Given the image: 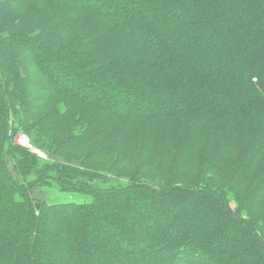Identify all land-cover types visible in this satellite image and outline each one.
Returning <instances> with one entry per match:
<instances>
[{
    "label": "trees",
    "instance_id": "trees-1",
    "mask_svg": "<svg viewBox=\"0 0 264 264\" xmlns=\"http://www.w3.org/2000/svg\"><path fill=\"white\" fill-rule=\"evenodd\" d=\"M69 17L87 27L63 36ZM21 52L45 80L53 76L39 90L66 96L64 111L54 103L31 114ZM3 75L19 125L42 150L57 153L62 142L48 134L78 104L87 135L119 116L188 121L215 146L196 180L172 184L192 167L186 143L165 163L160 188L133 174L124 186L58 181L50 164L13 142ZM131 128L98 153L124 145ZM83 139L75 133L68 145ZM206 174L211 181L200 179ZM62 183L89 200L34 206V188ZM263 205L264 0H44L23 11L0 0V264H264Z\"/></svg>",
    "mask_w": 264,
    "mask_h": 264
},
{
    "label": "rangeland",
    "instance_id": "rangeland-1",
    "mask_svg": "<svg viewBox=\"0 0 264 264\" xmlns=\"http://www.w3.org/2000/svg\"><path fill=\"white\" fill-rule=\"evenodd\" d=\"M12 6L16 11H23L24 8L31 2L41 3L44 0H11ZM61 22L63 31L62 35L65 37L70 36V33L75 28H80L81 25L87 27L86 22L82 21L80 17H69L68 19H62ZM39 58L42 59L40 53ZM21 68L25 67L27 77L29 78L28 96H26V107L31 110V114L34 116L35 111L39 112L34 116L36 119L42 114L44 108L53 107L54 103H57V108L60 111H64L65 102L69 99L64 95L46 93L39 90L38 85H44L47 80H54L53 76L47 78L36 70L35 64L32 58L29 57L26 52H21ZM55 68V67H54ZM24 72V70H23ZM3 87L6 88L7 95L12 103V109L9 111L8 116L10 119V125L12 128V138L15 143V139L22 136L24 137L34 154L39 155L43 162H47L53 168V176L58 181L71 182L75 180L87 182L90 184H99L100 187H111L116 184L122 186L126 185L130 181V175L133 174L134 181H141L143 177H147L148 181L161 187V179L165 178L170 172L166 169L165 163L168 159L174 155L177 147L183 144H188L191 148L190 159L187 164L189 167L180 169L175 175L172 184L184 180L185 178L193 177L196 173V166H199L201 161L205 159L214 148V141L205 135L197 136L196 133H191L190 122H167L166 121H154L142 118H129V117H116L109 124H104L94 134L87 135L85 132V126L88 124L87 120L79 121L78 116L81 113L82 107L80 104L73 106L70 110V116L68 115L64 120H58L56 130L48 134L50 140H54L57 145L62 142L61 145L56 146L57 153H52L44 146L42 149L33 145L30 135L27 131L19 125L18 119L21 112L17 109V102L14 100L11 93L12 83L7 75H3L2 78ZM47 95L46 102L39 104L37 98L39 96ZM49 103V104H48ZM44 107L40 111L39 107ZM93 112V111H92ZM64 113H62L63 115ZM65 116V114L63 115ZM89 116V115H88ZM57 120L56 116L53 117ZM87 119V118H86ZM78 120V121H76ZM165 122V123H163ZM83 126V127H82ZM132 127V128H131ZM131 135L124 145L117 142L104 153H98L99 148L104 144V141L112 136L121 137L120 140H124L123 137L130 129ZM127 130V131H125ZM125 131V132H124ZM129 132V133H130ZM75 133H80L83 136V141L77 146L68 145V139ZM11 138V140H12ZM39 143V142H38ZM40 144V143H39ZM37 146H39L37 144ZM40 147V146H39ZM25 148V147H24ZM28 149V148H27ZM46 150L48 153H46ZM31 151V150H30ZM235 156V155H234ZM162 157V158H160ZM176 157V156H173ZM224 163V162H223ZM226 167L221 171L220 175H223L222 184H225L228 171V163L225 161ZM185 165V166H186ZM195 176L193 180L198 179ZM201 180L211 181L212 176L206 174L200 176ZM58 184L53 186L54 188L39 189L34 188L31 192V196L34 200V206H38L45 202L52 204L56 202H84L88 201L89 197L79 192H67L61 191L67 186L65 184ZM231 208L234 209V201H230ZM37 208V207H36ZM258 215L264 213V205L258 208Z\"/></svg>",
    "mask_w": 264,
    "mask_h": 264
},
{
    "label": "built area",
    "instance_id": "built-area-1",
    "mask_svg": "<svg viewBox=\"0 0 264 264\" xmlns=\"http://www.w3.org/2000/svg\"><path fill=\"white\" fill-rule=\"evenodd\" d=\"M15 143L22 146V147L28 148L29 150L32 151L31 146L29 145L28 141L22 136L15 139Z\"/></svg>",
    "mask_w": 264,
    "mask_h": 264
},
{
    "label": "water",
    "instance_id": "water-1",
    "mask_svg": "<svg viewBox=\"0 0 264 264\" xmlns=\"http://www.w3.org/2000/svg\"><path fill=\"white\" fill-rule=\"evenodd\" d=\"M38 208V206H36Z\"/></svg>",
    "mask_w": 264,
    "mask_h": 264
}]
</instances>
